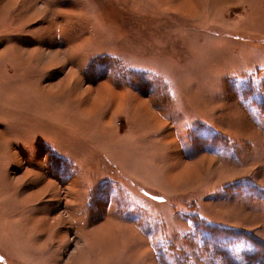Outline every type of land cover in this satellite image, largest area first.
Listing matches in <instances>:
<instances>
[{"label": "rangeland", "instance_id": "1", "mask_svg": "<svg viewBox=\"0 0 264 264\" xmlns=\"http://www.w3.org/2000/svg\"><path fill=\"white\" fill-rule=\"evenodd\" d=\"M177 1L0 0V264H233L207 224L264 245V0ZM118 213L146 237L113 252Z\"/></svg>", "mask_w": 264, "mask_h": 264}, {"label": "trees", "instance_id": "2", "mask_svg": "<svg viewBox=\"0 0 264 264\" xmlns=\"http://www.w3.org/2000/svg\"><path fill=\"white\" fill-rule=\"evenodd\" d=\"M198 219H199L198 217L195 218V220H198ZM204 229L209 232V238H211L212 235L216 237L215 239L218 242L217 246H219L220 250L225 255H227V260L229 262H231L233 258V264H243L245 262H256L259 264H264L263 262L264 258H263V253H262L264 251V245L257 242L255 237H252L251 235L245 232H242V231L235 232L229 228H223V227H218V226L209 225V224H207L204 227ZM236 233L241 235L243 238H247L246 240H248V242L254 246V249L243 251V250H235V249L230 250V248H226L225 245H230L231 241L239 244L238 242L239 240L236 241L235 240L236 238H233V237L226 238L227 236H232L233 234H236ZM228 240H231V241H228Z\"/></svg>", "mask_w": 264, "mask_h": 264}, {"label": "crops", "instance_id": "3", "mask_svg": "<svg viewBox=\"0 0 264 264\" xmlns=\"http://www.w3.org/2000/svg\"><path fill=\"white\" fill-rule=\"evenodd\" d=\"M173 139H174V141H175V144H176V142H177V138L175 137V136H173ZM177 145V144H176ZM67 184V186H69V184H70V182H67L66 183ZM75 186H74V188L75 189H77L78 190V193H75V198L76 199H79L80 198V193H79V186L77 185V183L75 182ZM47 186V183H45V187ZM66 186V187H67ZM45 187H43L42 188V191H41V194H46V195H50V194H53V193H51L50 191H48V190H44L45 189ZM60 188V187H59ZM40 194V193H39ZM78 201V200H77ZM116 209H118V208H116ZM115 209V212H117V210ZM78 212L79 211H77V212H73L72 214H71V217H70V220H71V223L74 225V227H75V225L77 226V228H79V229H81V226L79 225V223H80V221H81V217L80 216H78ZM119 215H117L116 214V216L114 215V214H112L111 216H109L108 218H107V220L110 222V224L108 225V224H105V226H108V228H107V230H108V232H112L113 233V237H111V243L109 242V246H110V248L112 249V251L113 252H116L117 250H119V248L120 247H117L118 245L116 244V243H112L113 241H115L116 239H118L117 237L118 236H120L121 235V233L123 234V235H125L127 232H130V233H132L133 235H135L136 237H138V238H140V239H144V237H146L145 236V233L144 232H142V231H140L139 230V228H138V226H137V224H133V223H131L130 222V220L128 219V218H126L125 217V215H123V214H120V213H118ZM120 215L122 216V217H120ZM118 217V218H117ZM120 218V219H119ZM128 226L129 227H131V228H133L132 230H130V229H128ZM112 227V228H111ZM79 231V230H78ZM109 236H110V234H109ZM105 237H107V235L105 236ZM48 245V244H47ZM44 246H46L45 244H42V248L44 247ZM35 248H37V246H35ZM35 248H33V249H35Z\"/></svg>", "mask_w": 264, "mask_h": 264}, {"label": "bare ground", "instance_id": "4", "mask_svg": "<svg viewBox=\"0 0 264 264\" xmlns=\"http://www.w3.org/2000/svg\"><path fill=\"white\" fill-rule=\"evenodd\" d=\"M177 5L179 6V7H185V5H187L186 3H185V5H183V2L181 1V0H179V1H177ZM117 98V97H116ZM99 98L97 97V100H98ZM101 99V98H100ZM97 101H94V103H96ZM121 102H123V100L121 99ZM97 104V103H96ZM140 106H142L147 112H148V118L149 119H153V120H156V118H155V116L154 115H152L150 112H149V110L147 109V106L146 105H143V104H140ZM121 108L120 107H116L115 108V110L114 111H119ZM109 123V122H108ZM53 185H51V184H47V186L45 187V191L46 190H48L49 191V189H50V187H52ZM59 220H63V217L61 216L60 218H59Z\"/></svg>", "mask_w": 264, "mask_h": 264}]
</instances>
